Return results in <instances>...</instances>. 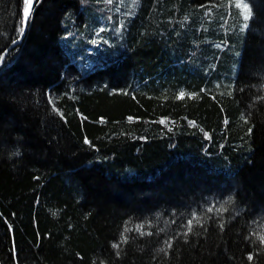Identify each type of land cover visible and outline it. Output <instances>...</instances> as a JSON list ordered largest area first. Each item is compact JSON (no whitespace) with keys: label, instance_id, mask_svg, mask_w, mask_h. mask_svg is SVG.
I'll return each instance as SVG.
<instances>
[{"label":"trees","instance_id":"obj_1","mask_svg":"<svg viewBox=\"0 0 264 264\" xmlns=\"http://www.w3.org/2000/svg\"><path fill=\"white\" fill-rule=\"evenodd\" d=\"M22 15L0 264H264V0H34L6 53Z\"/></svg>","mask_w":264,"mask_h":264},{"label":"snow or ice","instance_id":"obj_2","mask_svg":"<svg viewBox=\"0 0 264 264\" xmlns=\"http://www.w3.org/2000/svg\"><path fill=\"white\" fill-rule=\"evenodd\" d=\"M109 2H111V0H109ZM33 3H34V0H22V4H23V15H22V20H21V27H19L18 31H19V34L22 36L25 32V29H26V26H27V23H28V20L30 18V13H31V10H32V7H33ZM236 7H240L239 4L236 5ZM244 7V10H245V14H244V19L247 20L249 18V11H248V5L245 4L243 5ZM247 26V25H246ZM17 41L16 40H13V43H16ZM93 43H95V41H93ZM4 59L3 55H0V61H2ZM184 96V93L181 92L180 93V98H183ZM161 123H163V121H161ZM87 142V141H85ZM209 211H211V209H209ZM192 221L189 220L188 221V231L191 232L192 230ZM139 230V228L137 229ZM127 231V229H126ZM151 233H149L150 235ZM185 235H187V233H185ZM258 239L261 241V242H264V235H260L258 236ZM167 244V246L169 248L172 247V242L171 240L169 241H166L165 242ZM114 248H118L119 245L118 244H114L113 245ZM161 251H164V249H161ZM253 259V257L251 255L248 256V260L251 261Z\"/></svg>","mask_w":264,"mask_h":264},{"label":"water","instance_id":"obj_3","mask_svg":"<svg viewBox=\"0 0 264 264\" xmlns=\"http://www.w3.org/2000/svg\"><path fill=\"white\" fill-rule=\"evenodd\" d=\"M33 10H34V3H33V7H32V10H31V13H30V17H31V15H32V13H33ZM29 21H30V18H29V20H28V23H27V26H26V29H25L24 34L19 38V40H17L16 43L12 44V45L9 47V49L6 51V53H8V52H9L10 50H12L14 47H16V46H18V45H20V44L22 43V41H23V39H24V37H25V35H26V33H27V30H28V24H29ZM3 61H4V60H2V61L0 62V69H1L2 66H3Z\"/></svg>","mask_w":264,"mask_h":264},{"label":"rangeland","instance_id":"obj_4","mask_svg":"<svg viewBox=\"0 0 264 264\" xmlns=\"http://www.w3.org/2000/svg\"><path fill=\"white\" fill-rule=\"evenodd\" d=\"M31 18V17H30Z\"/></svg>","mask_w":264,"mask_h":264}]
</instances>
